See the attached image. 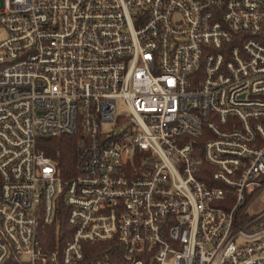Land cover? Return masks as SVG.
I'll use <instances>...</instances> for the list:
<instances>
[{"label":"built area","instance_id":"built-area-1","mask_svg":"<svg viewBox=\"0 0 264 264\" xmlns=\"http://www.w3.org/2000/svg\"><path fill=\"white\" fill-rule=\"evenodd\" d=\"M0 28V264H264V0H0ZM76 135L63 178L39 145Z\"/></svg>","mask_w":264,"mask_h":264},{"label":"trees","instance_id":"trees-1","mask_svg":"<svg viewBox=\"0 0 264 264\" xmlns=\"http://www.w3.org/2000/svg\"><path fill=\"white\" fill-rule=\"evenodd\" d=\"M204 140L205 138H200L198 139V143L202 144ZM42 141L44 142L39 145V149L42 150L46 156L53 158L58 163L63 178L71 177L74 174L76 167V152L79 145V137L77 135L63 136L56 140L43 139ZM65 227V221L62 219L59 229H65ZM56 231V225L47 228L44 235V242L48 243L53 241ZM96 252L99 251L87 252L82 264H90L94 258L96 259V255H94Z\"/></svg>","mask_w":264,"mask_h":264},{"label":"rangeland","instance_id":"rangeland-1","mask_svg":"<svg viewBox=\"0 0 264 264\" xmlns=\"http://www.w3.org/2000/svg\"><path fill=\"white\" fill-rule=\"evenodd\" d=\"M6 38L5 31L0 28V42ZM119 112H125L124 108L121 106L120 103L117 104ZM263 193L256 197V201L253 202L250 207L248 208L246 214L249 217L258 216L260 213L264 212V201L262 200Z\"/></svg>","mask_w":264,"mask_h":264}]
</instances>
